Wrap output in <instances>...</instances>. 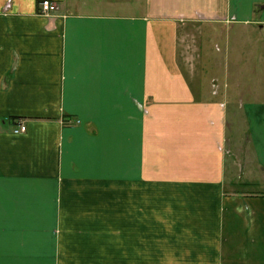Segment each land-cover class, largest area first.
<instances>
[{
  "label": "crops",
  "instance_id": "obj_1",
  "mask_svg": "<svg viewBox=\"0 0 264 264\" xmlns=\"http://www.w3.org/2000/svg\"><path fill=\"white\" fill-rule=\"evenodd\" d=\"M39 1L0 0V264H264V0Z\"/></svg>",
  "mask_w": 264,
  "mask_h": 264
},
{
  "label": "rangeland",
  "instance_id": "obj_2",
  "mask_svg": "<svg viewBox=\"0 0 264 264\" xmlns=\"http://www.w3.org/2000/svg\"><path fill=\"white\" fill-rule=\"evenodd\" d=\"M109 213H111V211H108V215H109ZM113 213L114 212H112V214ZM110 223L113 224V221H111V222L108 221V227H107V229H108V232H107L108 233V238H107V243H106V249L107 250H114V248H116V247L120 248L122 246V241L120 239L116 240L115 236L111 237V236L114 235L115 228H114V225H111ZM142 229H144V228H142L140 226V233H141ZM176 229L177 228H175L174 226L167 227V230H168L169 233H175L174 230H176ZM154 230H155V233L158 236L161 235V238L163 237L164 233H167V232L164 231L165 228H163L162 226L156 227ZM184 230L187 233V228H184Z\"/></svg>",
  "mask_w": 264,
  "mask_h": 264
},
{
  "label": "built area",
  "instance_id": "obj_3",
  "mask_svg": "<svg viewBox=\"0 0 264 264\" xmlns=\"http://www.w3.org/2000/svg\"><path fill=\"white\" fill-rule=\"evenodd\" d=\"M58 9V4L54 0H40L39 1V11L43 15H49L55 10ZM26 126L23 122L17 123V126L13 129L14 132H23L25 131Z\"/></svg>",
  "mask_w": 264,
  "mask_h": 264
},
{
  "label": "water",
  "instance_id": "obj_4",
  "mask_svg": "<svg viewBox=\"0 0 264 264\" xmlns=\"http://www.w3.org/2000/svg\"><path fill=\"white\" fill-rule=\"evenodd\" d=\"M264 5V4H263Z\"/></svg>",
  "mask_w": 264,
  "mask_h": 264
}]
</instances>
